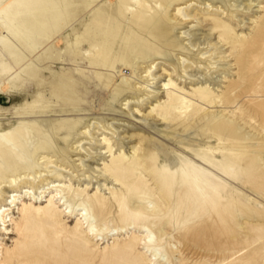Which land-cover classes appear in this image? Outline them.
<instances>
[{"label": "rangeland", "instance_id": "obj_1", "mask_svg": "<svg viewBox=\"0 0 264 264\" xmlns=\"http://www.w3.org/2000/svg\"><path fill=\"white\" fill-rule=\"evenodd\" d=\"M14 1L0 0V26L5 29L4 34L0 35V51L8 48L19 53L18 43L7 29V21L16 14ZM253 1L256 6L250 10L244 9V6L231 7L230 4L235 5L234 0H193L183 5H190V17L182 18L179 22L175 38L180 40L182 47L187 46L190 50H177L175 59L169 61L163 55L153 57L150 61L141 60V67L147 66V62H155V75L146 79L147 72L139 70V80H135L134 86L127 90L128 94L139 97L131 100L130 104L131 109L138 107L141 110L138 113L140 118L132 115L125 101H112L111 91L103 85L102 102L104 105L112 102L113 111L120 119V122L114 123L125 125L129 130L111 128L101 119L99 129L92 131L97 135V141H91L90 135L84 136L77 132L78 138H84L81 142L92 156L84 149L80 153V148L72 151L71 147L78 145V138H74L68 147L70 160L59 161V164H63L61 167L52 164L53 167L47 168L40 158L44 151L36 153L32 158L33 169L20 171L31 173V176L35 175V171L50 175L52 179L41 183L40 187L53 179H57V182L51 183L53 185H70L59 195H64L69 203L87 201L91 211L95 212L94 219L99 226L96 235H90V238L85 236V229L76 231L77 208L67 209L63 216L57 213L51 221L45 220L43 216H22V202H30L31 199L23 196L10 213L15 221L24 219L23 229L17 231L13 222H9L8 231L0 225V260L6 258L0 264H264V0ZM175 8H170L168 19L175 17ZM43 11H49L48 7L21 12L19 15L29 18ZM194 15L197 18L193 19ZM132 16L130 14L129 18ZM243 18L244 22L239 23ZM27 22L28 31L34 32L42 41L43 25L35 20ZM48 22H53V19ZM172 22L178 24L176 20ZM188 29L195 32L193 38L199 42L217 44L220 59H213L215 54L211 56V52L203 56L199 54L201 50H207V45L201 44L197 51L188 40H183L190 37H181L180 32ZM219 30H224L227 35L234 31L240 37L222 41L219 39ZM84 53L85 57L95 55ZM182 54L189 59L184 60L189 65L186 70L177 63L179 58L182 59ZM63 57L65 59L67 55ZM2 60L0 54V67ZM216 61L220 63L215 64ZM163 67L172 72L171 78L189 95L201 86H210L213 92L222 95L218 98L219 105L215 108H198L195 105L190 113L182 116L173 113L171 118L176 117L178 121L191 120L192 125L187 129L181 124L174 129L172 126L175 121H161L157 110L162 105L157 104V101L162 104L167 100L164 85L170 78ZM78 68L83 66L79 65ZM72 72L80 75L77 69ZM87 73L93 77L87 83L85 94L90 97L92 92L102 88L98 85L100 82L96 75L91 71ZM39 79L47 83L53 80L51 76ZM149 80L152 88H146ZM30 83L33 87L30 92L24 88L18 90L8 83L7 90L0 89V122L7 121L17 126L25 119L21 110L27 101L32 102L37 95L35 80H30ZM26 95H29L28 99L24 98ZM154 105L152 116L146 119ZM2 114L7 117H1ZM216 123L227 127L229 137L220 139L212 132ZM132 132L151 135L145 150L130 152L132 159L128 157L123 162L126 181L140 188L136 194L134 190L124 189L120 181L100 171L95 173L88 166L90 161L100 168L112 164L120 155L118 143L130 151L136 138L129 140L126 136ZM104 135L115 141L113 156L104 149L101 141L98 142ZM210 147L217 148L212 161L208 159L211 154L207 148ZM99 152L102 157L95 158ZM82 155H85V167H81L77 160ZM53 159L58 161L56 155ZM223 162H228L227 167ZM167 170H186L191 178L184 183L179 174L171 180ZM59 171L64 174L60 175ZM84 172L86 176L82 175ZM13 174L8 172L10 176ZM194 177L203 182L205 190L193 187ZM40 180L37 178L36 181L40 183ZM84 189L80 197H75L76 190ZM114 190L123 191L130 208L148 205L147 201L140 198L144 192L150 193L155 200L156 206L151 204L145 212L148 224L161 241L157 255L147 250L145 240L139 242L134 239V236L145 234V228L134 223L128 224L120 218L121 212L111 194ZM49 194V191L45 193L46 199ZM8 196L6 194L5 198ZM96 196L105 202L103 213L97 209ZM5 203L4 196L0 195V205ZM66 207L64 205L62 208Z\"/></svg>", "mask_w": 264, "mask_h": 264}, {"label": "bare ground", "instance_id": "obj_2", "mask_svg": "<svg viewBox=\"0 0 264 264\" xmlns=\"http://www.w3.org/2000/svg\"><path fill=\"white\" fill-rule=\"evenodd\" d=\"M190 1L193 0L14 1L16 14L10 16L7 21V29L9 34L13 33V38L19 46V53L8 48L0 51L3 56L0 67V89L7 90L6 84L8 83L9 86H14L18 90L24 88L27 92H30L33 89L30 80L34 79L37 84V95L34 96L32 102L27 101L24 104L21 113L25 116V119L17 126L7 121L0 122V195L1 197L4 196L6 201L5 204L0 205V225L2 224L5 230H9V222H13L17 231L23 229L24 219L21 218L19 221H15L10 213L21 197L28 196L31 198L30 202H22L20 208L22 216H43L45 220L51 221L57 213L59 216H63L67 209L77 208L78 213L76 216L78 220L74 229L79 232L85 229L83 232L88 238H90V235H96L95 232L99 224L94 219L96 215L94 211H91V205L88 206L87 201L69 203L64 195H59L65 187L70 185H67V183L53 185L52 182H57V179H53V181L40 187L41 183L52 179L49 177L50 175H43L42 171H35V175L31 176V173H22L20 170L33 169L34 162L32 158L40 150L44 151V155L40 157L41 162L47 168L53 167L52 164L57 167L63 166V164H59V161L70 160V154H68L70 149L68 147L74 138H78V134L90 135L92 137L91 141H97V135L92 131L99 129L98 125L101 123V119L111 128L129 130V127L125 125L114 123L115 121L120 122V119L113 111L112 102L106 105L102 102L104 98L103 85L107 86L106 90L111 91L110 98L112 101H125L127 108L131 109V100L139 99V97H134L133 93L128 94L127 90L134 86L135 80H139L138 71L144 70V72H147L144 77L146 79L155 75L153 73L155 62H147V66L141 67V60L150 61L153 57L163 55L169 61L175 59L177 50H183L184 48L190 50L187 46L182 47L180 40L175 38V30L178 29L179 22L182 18L190 17L188 9L190 5L189 7H187L188 5L183 6ZM234 4H230V6H244L243 8L248 10L256 6L253 0H234ZM46 7L49 11L35 13L36 15L29 18L19 15L21 12ZM171 7H176V13L174 18L168 19ZM128 14H132L133 18H129ZM178 17H181V19H177ZM194 18L197 17L194 15ZM49 19H53V22H48ZM28 20H35V22L43 25L45 29L41 38L42 41L35 36L34 32L28 31L26 26ZM127 20L130 22L128 23ZM173 20L178 21V24H174ZM244 20V18L241 19L239 23L244 22ZM4 32L5 29L0 26V35ZM232 33L227 35L224 30H219V39L226 41L227 38L240 37L234 31ZM180 34L181 37L183 35L190 37L183 40H188L190 46L194 49L197 48V51L201 44L207 45V50L199 52L202 56L211 52V56L215 54L213 59H220L217 44H210V41L199 42V40L193 38L195 32L191 29L181 31ZM108 37L109 39H107ZM62 52H65L64 55H67V58L64 59ZM84 52L94 53L95 55L85 57ZM181 57L182 59L179 58L177 63L186 70L189 65H186L184 60L189 59L184 54ZM214 63L220 62L216 61ZM79 65L83 68H78ZM163 68L170 78L164 85L167 100L162 104L157 101V104L162 105V108L159 111L157 110V116L160 117L161 121L165 123L175 121L172 126L174 129H177L180 124L187 129L192 125L191 120L178 121L176 117L171 118L173 113H177L176 116H182L190 113L191 108L195 105L198 108L204 106L215 108L219 105L218 98L222 95H217L210 89V86H201L195 93L189 95L171 78L172 72L166 67ZM73 69H77L80 75L74 74ZM86 71H91L96 75L97 80L100 82L98 85L102 88V90L92 92L90 97H86L85 94L88 90L87 83L93 77ZM46 76H51L53 80L47 83L39 79V77ZM25 82H27V85L24 86ZM148 82L146 88H152L151 80ZM24 98L28 99L29 95ZM154 108L155 105L148 112L146 119L152 116ZM224 110L226 109L224 108ZM131 112L134 117L140 118L138 113L141 110L138 107L131 109ZM1 117H7V115L2 114ZM81 128H84V130L80 131ZM213 128L212 132L218 135L220 139L230 135L227 127L221 123L214 124ZM126 137L129 140L136 138V143L130 147V151H126L118 143L120 155L112 161V164H105L104 168H100L99 165L95 167V162L90 161L88 166L95 173L100 171L115 181H120L124 185V189L134 190L136 194L140 188L126 181L123 162L128 157L132 159L130 152L145 150L147 140L151 135L144 132H132ZM83 139L79 137L76 140L78 145L71 147L72 151H78V148H80L79 153L84 149L92 156L90 150L85 149L84 144L81 142ZM163 140L166 141L164 138ZM99 141L102 142L104 149L113 156L115 141H112V137L104 135L101 139H98ZM216 150V147L207 148V151L211 154V157H208L210 161L214 158L213 154ZM55 155L58 157V161L53 159ZM98 156L102 157V153L99 152L95 158ZM133 159L136 158L133 157ZM77 160L81 167H85V155ZM223 165L227 167L228 162H223ZM167 171L171 180L179 174H181L184 183L191 178L186 170H180L179 172ZM8 172L14 174L10 176ZM59 172L60 175L64 174L61 171ZM82 175L86 176V172ZM11 177L12 179H10ZM37 178L41 179L40 183L36 181ZM34 179L35 181H33ZM192 180L193 187L201 191L205 190V185L198 177H194ZM48 191L50 194L46 199L47 195L45 193ZM84 191L85 189L82 191L76 190L75 197H80ZM6 194H9V196L5 198ZM111 194L121 212L120 218L127 221L128 224L134 223L145 228V234L141 237L134 236V239L139 242L145 240L147 250H152L155 252L154 255H157L156 252L159 250L161 241L148 224V215L145 212L151 204H153V207L156 206L151 194L144 192L143 196L140 197L142 200L147 201L148 205L142 204L132 208L127 205L126 195L124 197L123 191L114 190ZM43 202H47V204L42 205ZM95 202L99 205L97 209L100 213H103L104 200L96 196ZM64 205H67L65 209L62 208ZM7 253L8 251H6ZM5 260L6 258H2L0 263ZM149 260L152 261L153 258Z\"/></svg>", "mask_w": 264, "mask_h": 264}]
</instances>
